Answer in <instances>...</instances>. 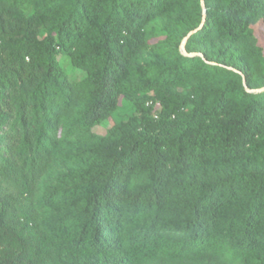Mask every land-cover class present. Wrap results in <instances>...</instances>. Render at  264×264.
<instances>
[{
    "label": "trees",
    "instance_id": "1",
    "mask_svg": "<svg viewBox=\"0 0 264 264\" xmlns=\"http://www.w3.org/2000/svg\"><path fill=\"white\" fill-rule=\"evenodd\" d=\"M260 17L264 0H0V264H139L205 253L264 264V89L248 90L264 84L250 34ZM158 20L195 29L186 50L225 65L178 52L157 68L145 86L161 109L142 105L107 129L109 141L87 152L79 216L47 229L35 188L51 149L90 134L118 108ZM60 54L86 76L69 79ZM6 128L17 129L16 151L3 146ZM131 180L144 186L136 211L146 205L184 235L131 236L139 213L125 216L121 190Z\"/></svg>",
    "mask_w": 264,
    "mask_h": 264
},
{
    "label": "rangeland",
    "instance_id": "2",
    "mask_svg": "<svg viewBox=\"0 0 264 264\" xmlns=\"http://www.w3.org/2000/svg\"><path fill=\"white\" fill-rule=\"evenodd\" d=\"M200 2V0H199ZM27 10V9H26ZM28 13V10L26 11ZM49 29L43 26L38 30V38H41ZM151 38L136 62L132 77L126 82L127 95H122L118 108L112 115L94 127L90 134L77 132L73 136L58 141L50 151L49 162L46 169L41 171L35 188V203L41 213L42 221L47 229L54 227L59 221L73 222L82 209L80 188L88 181L89 175L85 173L88 160V151L109 141L107 129L120 121L128 120L139 112L142 105H151L155 111L161 109V102L153 89L145 86V80L153 76L157 68L166 62L174 60L176 53L185 55H200L201 52H188L185 42L189 32L185 28L175 26L170 21H154L150 24ZM188 31V32H187ZM187 32V35L185 33ZM251 42L258 48L264 59V17L258 18L250 27ZM192 53V54H190ZM207 64H225L218 61H209L200 55ZM59 62L65 69L69 79L80 81L86 76V72L75 67L69 57L59 55ZM195 78L194 81H198ZM255 87L249 91L259 92L264 89L262 80L254 82ZM76 111V110H75ZM11 122V121H10ZM17 129L6 128V137L3 146H11L15 151L18 148ZM150 182L146 176L145 185ZM143 183L131 180L121 190L125 198L124 213L128 217L134 212L139 217L129 223V232L132 237L143 234H157L167 238L184 235L185 232L174 222H169L155 211L144 209L136 211L133 203L135 195L143 189ZM141 213V214H140ZM65 246V243H63ZM139 264H231L228 260L216 253H205L199 260L186 258L184 260H170L164 256H158Z\"/></svg>",
    "mask_w": 264,
    "mask_h": 264
},
{
    "label": "water",
    "instance_id": "3",
    "mask_svg": "<svg viewBox=\"0 0 264 264\" xmlns=\"http://www.w3.org/2000/svg\"><path fill=\"white\" fill-rule=\"evenodd\" d=\"M200 3H201V5L203 6V0H200ZM203 20H204V9H203V11H202V19H201L200 26H201ZM194 31H195V29H194V30H191V31L189 32V34H191V33L194 32ZM190 54H192V53H190ZM200 55H202V54H200ZM243 80H244V78H243ZM253 91H255V90H253Z\"/></svg>",
    "mask_w": 264,
    "mask_h": 264
}]
</instances>
